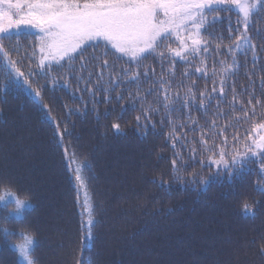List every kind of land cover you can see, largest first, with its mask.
I'll use <instances>...</instances> for the list:
<instances>
[{"label": "trees", "instance_id": "trees-1", "mask_svg": "<svg viewBox=\"0 0 264 264\" xmlns=\"http://www.w3.org/2000/svg\"><path fill=\"white\" fill-rule=\"evenodd\" d=\"M218 15L215 21L209 15L201 30L202 38L209 42L207 52L201 53L205 64L191 56V63L173 59L167 52L169 47H179L173 37L159 48L165 52L163 60L149 55L141 61L139 70H147L150 78L142 75L139 83L125 79L114 91L96 90L95 97L69 74L87 77L89 71H96L91 63L82 73L77 71L80 60L73 62L71 70L67 65L52 68L51 75L61 79L68 75L71 91L53 86L51 76L40 75L38 70L30 77L32 88L39 89L52 116L66 123L71 136L65 137V145L75 151L76 159L62 155L41 100L14 77L7 60L0 56V196L14 202L8 195L11 192L28 201L23 227L33 238L37 264H264V192L256 185L260 179L256 160L245 162L231 174L223 166L218 170L207 164L213 144L217 146L215 158L221 146L226 156L232 154L233 145L242 151L243 138L260 120L259 116L243 119L241 103L247 105L249 93L264 103V11L253 17L249 28L258 45V58L253 62L250 52L237 53L235 74L226 77L221 69L233 61L225 48L232 43L230 30L238 31L239 13L232 8ZM38 40V29L22 26L12 30L4 44L31 56V46ZM94 43L98 47L87 48L85 57L90 58L94 51L98 57L105 50L102 41ZM217 44L220 51L214 50ZM105 58L114 62L116 75L122 69H137L127 58L117 60L111 54ZM37 59H25L19 66L27 72L30 63L35 69ZM205 65L206 74L195 72ZM213 68L218 73L215 77ZM170 69L174 75L169 74ZM161 76L169 81L164 87L172 98L169 103H175L174 111L163 107L164 93L158 91L161 85L157 83ZM221 77L226 79L225 95L212 94L214 99L199 106L200 94L219 87ZM88 88L96 89V84ZM189 88L195 92L196 102L182 108L173 94L184 97ZM77 89L80 91L73 98ZM121 95L122 100L116 99ZM68 109L73 110L71 114ZM113 123H120L122 130L115 131ZM234 135L240 141L233 140ZM225 138L227 142L222 144ZM77 161L91 169L90 179L85 172L86 187L73 178ZM245 204L252 206L254 215L245 213ZM90 209H94L91 217ZM92 218L96 224L89 237L86 227ZM14 220L0 204V226L20 228ZM19 240L18 235L9 240L0 230V264L6 254L20 264L13 247Z\"/></svg>", "mask_w": 264, "mask_h": 264}, {"label": "snow or ice", "instance_id": "snow-or-ice-1", "mask_svg": "<svg viewBox=\"0 0 264 264\" xmlns=\"http://www.w3.org/2000/svg\"><path fill=\"white\" fill-rule=\"evenodd\" d=\"M221 5L224 7H217ZM232 8H236L239 13L235 25L238 31L232 33L230 30L232 43L225 48V51L232 56L233 61L231 65H225L221 69L226 77L227 74H235L233 66L237 64V53L242 52L248 55L250 52L253 62L258 58V45L249 32V28L253 17L258 12L264 11V0H0V56L7 60L14 77L28 85L34 95L41 100V106L45 109L43 115L52 122L53 136L57 145L62 148V155L76 159L75 151H70L65 145V137L71 136L66 123L52 116L51 108L43 104V97L39 89H33L31 86L30 77H35L37 70L40 75L51 76L53 86L59 85L71 91L72 85L68 80V75L62 79L51 75L52 68L67 65L71 70L75 67L73 62L80 60V67L77 71L82 73L91 63L96 71H89L87 77L83 74L76 75V72L69 74L78 83L83 84L85 91L91 92V95L95 97L96 90L114 91L125 79L129 82L139 83L142 75L146 79L150 78L147 70L144 72L139 70L142 67L141 61L149 55L158 56L163 60L165 52L159 51V48L165 39L174 37L179 44L178 48L169 47L167 49L173 59L179 57L184 62L191 63L189 60L191 56L200 58L201 63L205 64L201 53L202 50L207 52L209 42L202 38L201 30L208 23L209 15L215 21L219 19L220 11L228 12ZM22 26L32 27L39 31L38 43L31 46V56L22 53L19 47L8 48L4 44L5 37L10 39L12 30L20 29ZM16 35L18 36L19 33L17 32ZM261 38H264V34ZM101 41L105 50L98 57L95 51L90 58L84 56L87 48H96L98 45L94 42ZM220 49L221 45L217 44L214 50L220 51ZM13 53H16V59L13 58ZM110 54L117 60L127 58L129 64L137 65V69H122L121 74L116 75L114 62L105 58ZM37 57L35 69L30 63L27 72L19 66L25 59L32 60ZM169 62L171 63V61ZM255 68L256 65L253 63L252 69L255 70ZM195 72L206 74V65L196 68ZM169 74L174 75L171 69ZM105 75L108 77L107 80L104 79ZM211 75L213 77L218 75L215 68ZM93 76H95V80H93ZM225 77L220 78L219 87H213L211 92L205 90L200 94L201 103L199 106H203L204 100L214 99L212 94L221 97L225 95ZM91 83L96 84V89L88 88ZM157 83L161 85L158 91L164 93L163 107L174 111L175 103H169L172 98L168 94V89L164 87L169 84V81L161 76ZM106 84L111 87H105ZM262 85H264V78H262ZM79 91L80 89H77L72 93L73 98H76V93ZM232 92L233 100H235L234 87ZM173 95L175 101H179L182 108H187L190 103L196 102V94L192 88L187 89L184 97H180L178 94ZM137 96H139V90ZM80 98L82 99V96ZM140 98L143 99V97ZM116 99L122 100L123 96H117ZM253 100L257 102L253 103ZM72 111V109H68L69 114ZM152 111L158 110L152 109ZM241 111L242 118L245 120L260 117L259 121L251 125L248 134L243 138V150L241 151L236 145H233L232 154L226 156V150L221 146L218 158H215L217 146L213 144L209 148L213 156L207 164L208 166L214 165L218 170L223 166V168L229 169L231 174V171L242 169L245 162L255 159L260 177L256 181V185L261 192H264V103L260 102L253 93H249L247 105L241 103ZM145 119H150V117L146 115ZM136 120L140 124L139 116L136 117ZM62 125L64 126L62 127ZM111 127L117 132L122 130L120 123H113ZM213 127H215V122H213ZM233 140L240 141V137L234 135ZM226 142L227 138L222 141V144ZM172 165L175 170V160L172 161ZM86 171L89 173L88 178L90 179L91 169L85 162L77 161L73 168V178L80 187H86ZM159 183L161 186L166 184L163 180H160ZM8 195L14 197L17 208H21L25 204L26 200L20 199L16 193L9 192ZM4 199V196H0V200ZM244 211L248 215L255 214L252 206L248 204L244 205ZM93 212L94 209L89 210L90 217ZM23 221V215L17 216L12 222L21 224V227L10 231L6 229L7 236L9 240L13 235L20 237V240L13 245L18 252L20 264H37L33 258V238L23 227ZM95 224L94 218L87 221L86 232L89 237L92 235ZM261 252L264 253V247L261 248Z\"/></svg>", "mask_w": 264, "mask_h": 264}, {"label": "clouds", "instance_id": "clouds-1", "mask_svg": "<svg viewBox=\"0 0 264 264\" xmlns=\"http://www.w3.org/2000/svg\"><path fill=\"white\" fill-rule=\"evenodd\" d=\"M0 204H4L7 212L9 213L10 216L12 217H17V216H22L24 213V210L29 207L28 201H25V204L21 208L16 207V203L14 202H7L6 200H0ZM6 229L8 231L11 230V226L8 225L7 227L0 226V230H3L5 234H7Z\"/></svg>", "mask_w": 264, "mask_h": 264}, {"label": "rangeland", "instance_id": "rangeland-1", "mask_svg": "<svg viewBox=\"0 0 264 264\" xmlns=\"http://www.w3.org/2000/svg\"><path fill=\"white\" fill-rule=\"evenodd\" d=\"M236 9V8H235ZM237 10V9H236ZM238 11V10H237ZM7 258V259H6ZM2 262L4 263V264H14L13 263V257H12V255L10 256L9 254H6V255H4V257H3V259H2Z\"/></svg>", "mask_w": 264, "mask_h": 264}]
</instances>
